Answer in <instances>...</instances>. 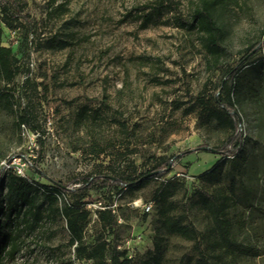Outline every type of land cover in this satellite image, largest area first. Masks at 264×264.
Masks as SVG:
<instances>
[{
	"label": "rangeland",
	"instance_id": "1",
	"mask_svg": "<svg viewBox=\"0 0 264 264\" xmlns=\"http://www.w3.org/2000/svg\"><path fill=\"white\" fill-rule=\"evenodd\" d=\"M178 2V12L149 21L144 15L153 10L154 0H0V43L12 48L21 67L11 84L13 107L0 101V183L18 168L40 184L55 179L71 189L86 174L128 178L153 172L142 185L121 193L107 187L88 195L70 190L60 201L86 196L91 211L87 244L102 230L98 211L113 209L116 223L105 233L129 247L134 264H145L155 251L153 190L171 180L177 213L189 207L190 220L203 231L208 215L198 203V190L216 192L228 184L229 164L214 147L230 129L209 119L203 103L221 92L226 77L207 69L199 34L180 23L189 18L193 0ZM4 5L30 20L18 15L17 28L11 29ZM225 25L230 65H235L264 38V0H240L230 7ZM250 56L258 62L264 46ZM5 85L0 79V87ZM238 110L244 134L242 180L252 192L247 202L252 205L240 203L236 209L246 227L235 235L263 251L239 264H264V64L258 71L255 65L244 70ZM25 112L37 131L18 126ZM87 115L90 121L83 119ZM9 157L15 161L8 167ZM158 165L168 171L158 176ZM217 165L219 179L201 176ZM149 204L153 207L147 211ZM162 235L156 264H180L184 255L195 256L192 241L166 231ZM68 241L64 218L45 221L35 230L25 229L14 257L0 264H87L74 261Z\"/></svg>",
	"mask_w": 264,
	"mask_h": 264
},
{
	"label": "trees",
	"instance_id": "2",
	"mask_svg": "<svg viewBox=\"0 0 264 264\" xmlns=\"http://www.w3.org/2000/svg\"><path fill=\"white\" fill-rule=\"evenodd\" d=\"M55 1V0H53ZM240 0H193L189 18H180L183 27L196 31L200 36V43L206 53L207 69L212 72H222L226 79L221 83V92L211 97L206 103V113L209 119L218 125L226 126L230 133L221 144L214 147L215 151L229 164L227 172L228 184L216 192L205 189L198 190V203L208 215V224L202 231L190 220V208H184L177 213L178 207L173 197L177 190L172 187L171 180L163 186L153 190L152 199L158 209V225L156 229L155 251L145 264H156L161 250L163 231L181 236L193 242L195 256L184 255L180 264H239L241 260L257 258L263 255L260 247L244 243L235 235L237 228L246 227L243 218L237 216L236 209L240 203H247L251 199V190L242 180L245 166L243 163L244 134L238 105L243 93L244 70L255 65L258 71L264 64L262 56L258 62L248 57L257 48L264 46V38L252 44L248 53L237 64L230 65V49L226 44L227 27L226 15L231 6L239 4ZM153 10L145 14L146 20H152L155 15L163 12H178V0H154ZM3 15L11 19L7 22L11 29L17 28L14 21L18 15L30 20L22 11L15 15L7 6L1 8ZM20 61L12 48L0 43V79L5 86L0 87V101L6 107H13L15 92L11 84L21 72ZM82 110H90L84 107ZM99 110V109H95ZM90 121V116L83 118ZM90 123H94L91 121ZM19 127L26 126L34 131V119L29 113H22L18 117ZM96 126V125H95ZM94 126V127H95ZM197 148L188 150L182 155H188ZM102 152V150H100ZM5 157V156H4ZM175 156L171 158L174 159ZM7 162L11 157L6 158ZM170 161L166 162L168 166ZM36 168V166H35ZM38 170V168H36ZM154 169L158 176L164 175L168 169L158 165ZM39 171V170H38ZM153 172L140 173L128 178L108 175L86 174L76 179L78 186L71 189L61 181L51 179L53 184H40L15 171H9L5 181L0 183V261L14 257L19 248L25 229L35 230L45 221L66 220L69 233V245L73 247L74 261H84L87 264H134L132 257H128L126 249H119L118 243L109 240L105 230L116 223L113 209L105 208L98 211V220L102 230L95 236L92 244L84 240L85 230L91 221V211L87 208L84 195L98 187H107L111 191L121 193L125 187H138L144 179ZM219 166L204 172L202 177L219 179ZM70 190L85 191L86 194L70 202H60ZM93 200H89L92 202ZM252 204L247 203L250 207ZM242 224V225H241ZM70 261H59L58 264H71Z\"/></svg>",
	"mask_w": 264,
	"mask_h": 264
},
{
	"label": "built area",
	"instance_id": "3",
	"mask_svg": "<svg viewBox=\"0 0 264 264\" xmlns=\"http://www.w3.org/2000/svg\"><path fill=\"white\" fill-rule=\"evenodd\" d=\"M16 159V158H15ZM15 161V160H14ZM14 161L12 162H7V161H5V165L6 166H10V165H12L11 163H14ZM17 174H19V175H21V176H25V173H24V169L23 168H18V170H17V172H16ZM152 204H149V205H146L145 206V209L147 210V211H150V210H152ZM119 249H128V248H124L121 244H118V246H117ZM130 252V251H129ZM130 254H131V252H130ZM130 254H128V252H127V255H128V257H132Z\"/></svg>",
	"mask_w": 264,
	"mask_h": 264
}]
</instances>
